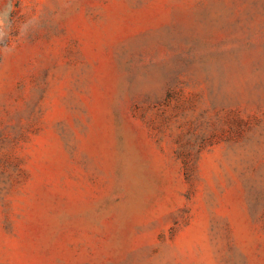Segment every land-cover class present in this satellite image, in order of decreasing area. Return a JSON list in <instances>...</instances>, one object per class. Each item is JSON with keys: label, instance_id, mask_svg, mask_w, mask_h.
Listing matches in <instances>:
<instances>
[{"label": "rangeland", "instance_id": "rangeland-1", "mask_svg": "<svg viewBox=\"0 0 264 264\" xmlns=\"http://www.w3.org/2000/svg\"><path fill=\"white\" fill-rule=\"evenodd\" d=\"M12 2L0 264H264V0Z\"/></svg>", "mask_w": 264, "mask_h": 264}, {"label": "clouds", "instance_id": "clouds-1", "mask_svg": "<svg viewBox=\"0 0 264 264\" xmlns=\"http://www.w3.org/2000/svg\"><path fill=\"white\" fill-rule=\"evenodd\" d=\"M14 4L12 0H8V3L4 5L3 8H0V38H2L5 33L7 35L11 32L12 29V23H11V13L14 11ZM34 20H28L24 24L20 26L21 34L26 33V29L30 23H32Z\"/></svg>", "mask_w": 264, "mask_h": 264}]
</instances>
